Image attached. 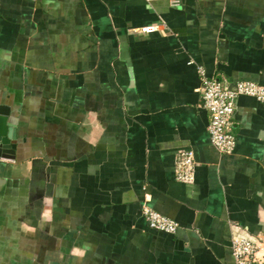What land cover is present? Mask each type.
I'll use <instances>...</instances> for the list:
<instances>
[{
  "label": "crops",
  "instance_id": "0c3cea01",
  "mask_svg": "<svg viewBox=\"0 0 264 264\" xmlns=\"http://www.w3.org/2000/svg\"><path fill=\"white\" fill-rule=\"evenodd\" d=\"M157 25L154 34L138 29ZM198 68L264 87V0H0V264H264V105L236 101L220 155ZM191 150L195 182L174 180ZM147 207L179 226L151 230Z\"/></svg>",
  "mask_w": 264,
  "mask_h": 264
},
{
  "label": "built area",
  "instance_id": "2783aa9c",
  "mask_svg": "<svg viewBox=\"0 0 264 264\" xmlns=\"http://www.w3.org/2000/svg\"><path fill=\"white\" fill-rule=\"evenodd\" d=\"M160 27L144 26L138 33L154 34ZM200 86L196 90L201 99V107L208 113L207 132L213 148L224 156L234 154L236 138L233 133L236 101L240 97L252 98L264 105V87L252 82L223 83L207 77L202 68H198ZM174 180L185 185L195 182V162L191 150L178 152L174 163ZM142 216L151 230L175 235L179 226L174 221L147 207L142 208ZM261 242L257 239H234L231 252L234 264H252L260 259Z\"/></svg>",
  "mask_w": 264,
  "mask_h": 264
},
{
  "label": "water",
  "instance_id": "95a60500",
  "mask_svg": "<svg viewBox=\"0 0 264 264\" xmlns=\"http://www.w3.org/2000/svg\"><path fill=\"white\" fill-rule=\"evenodd\" d=\"M16 140V130L8 123V114L0 109V157L6 160H13L16 145L12 144Z\"/></svg>",
  "mask_w": 264,
  "mask_h": 264
}]
</instances>
